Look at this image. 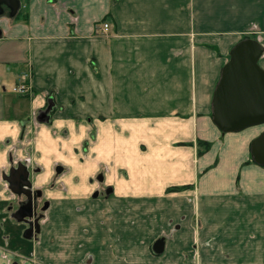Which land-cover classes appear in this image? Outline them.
I'll return each mask as SVG.
<instances>
[{
	"label": "crops",
	"instance_id": "obj_1",
	"mask_svg": "<svg viewBox=\"0 0 264 264\" xmlns=\"http://www.w3.org/2000/svg\"><path fill=\"white\" fill-rule=\"evenodd\" d=\"M2 7L0 84L30 73L36 95L109 120L115 134L123 129L121 229L139 237L159 229L157 221L167 225L163 215L177 218L172 245L187 249L198 237L203 264L220 262L215 239L223 264H263L264 166L252 160L251 142L264 123L223 133L211 102L230 49L247 37L264 46V0H20L14 16ZM7 107L0 101V114ZM199 140L212 144L203 155ZM224 180L226 219L216 228L198 221L195 230ZM182 185L190 187L166 192Z\"/></svg>",
	"mask_w": 264,
	"mask_h": 264
},
{
	"label": "flooded vegetation",
	"instance_id": "obj_2",
	"mask_svg": "<svg viewBox=\"0 0 264 264\" xmlns=\"http://www.w3.org/2000/svg\"><path fill=\"white\" fill-rule=\"evenodd\" d=\"M2 4L4 3L0 0V8ZM10 12L9 9L8 13ZM30 75V73L25 75L18 73L15 76L17 82L12 87L14 91L27 96L29 101L36 95L30 84ZM55 105L57 106L54 97L49 96L46 98L43 109L38 110V115L31 109L24 118H20L23 112L14 113L11 119H5V115L0 114V121L16 120L20 123L21 137L19 139L23 143L18 141L17 146L25 148L30 154V145L36 143L41 126L50 125L49 121L54 116L52 112ZM11 159L10 154V166L6 171L0 167L4 180L8 181L7 190L0 184V192H3L5 197L0 198V264H62L63 261H65L63 264H101L104 261L102 258L104 254L110 256L109 264H112V259L116 258L114 249L118 246L119 234H127V238L129 235L128 231L119 228L118 197L120 199L121 197L118 196L116 188L109 184L94 190L91 193V201L95 202L94 208H89L88 203L83 202L72 210L67 198L66 207L63 210H55L52 207V199L45 194V188L35 186V176L42 171V165L22 161L11 166ZM54 170L57 175L64 171L60 164L55 165ZM91 180L89 179V182ZM96 180L98 183H105L104 174L99 172ZM44 186L54 187L51 182ZM112 198L117 202H115L114 209L109 210L110 207L104 204L112 201ZM103 206H105L104 209ZM50 212L66 226L62 233L64 242L42 247L46 248V258L41 262L42 259L38 260L37 257L36 241L43 233V220ZM175 229L178 227L175 226ZM162 237L165 238L164 251L156 254L153 245L157 239ZM132 245L134 247V244ZM166 245L167 238L159 236L153 241L151 251L155 256H162Z\"/></svg>",
	"mask_w": 264,
	"mask_h": 264
},
{
	"label": "rangeland",
	"instance_id": "obj_3",
	"mask_svg": "<svg viewBox=\"0 0 264 264\" xmlns=\"http://www.w3.org/2000/svg\"><path fill=\"white\" fill-rule=\"evenodd\" d=\"M216 51H217V55L220 57L222 53L220 52L219 48H216ZM16 82H17V79L13 77L7 80L3 85L0 84V101H3V103H6L8 106L7 113L4 114L7 119L13 118V114H14L13 110L18 108V106L22 110L21 112H23L20 118H24L31 111V101L28 100V97L21 95L20 93L12 89L13 85ZM69 107H70L69 105L63 106V105L57 104V106L54 108L52 112L54 116L52 117V120L49 121L51 125L53 121L57 120L58 118H62L69 122L75 121L77 125V127H72L69 124V126L62 128L59 131H57L56 129H52L53 138H55L56 136H60L63 139V141L68 144V147L71 149V153H69L68 151L60 148V142L57 141V148L59 151L62 152L65 158L63 160L57 161L56 163H54L52 166L50 165L49 167L54 170V167L57 164H60L61 166H63V169H64L63 173H61L60 175H57L54 170L55 175H53L52 179L56 180V178L59 177L60 180L64 181V183H56L54 185L56 189L61 191L62 198L52 197L51 198L53 201L52 207L55 210L57 209L63 210L66 207L65 205L68 203V201H65V200L68 198L69 203H71L72 210L74 207H78L83 202L84 203L87 202L89 208L90 207L94 208L95 202L93 203V201H91V193L94 190L86 191V189L88 185H90L93 182V180L98 182L96 180V175L99 172L104 174L105 183H98L99 184L98 188L103 187L104 185L112 184L116 188L117 194L119 196L118 179H117L118 176L113 180L112 183H108L107 178H108L109 173L107 171V167L105 163L103 162L99 163V169H103V171L93 168V164L96 163V161L93 158L97 155V153L92 152L91 149L94 145L100 144V141L97 138L98 132L100 131V129L107 127L106 125H103L102 123L98 124L97 121L104 122L106 120H104V118H100L94 115L93 116L84 115V114L77 115L73 113V111L71 112L72 108H69ZM68 111H70L69 114H68ZM82 122L87 123L88 125L91 126V129L88 132V136L90 137L91 142L89 139H85V140L79 141L76 144H73L72 140L74 136L79 135L78 125ZM108 122L112 124V122H110L109 120ZM198 145L200 146L199 155H203L207 150H210L212 148L211 142H207V141L199 140ZM42 168H43L42 169L43 171L44 170L43 165H42ZM123 171L124 170L122 171L119 170L121 177L123 176L122 175ZM39 174L35 176L36 182H37V176ZM89 179H92L91 182H89ZM221 182H223L222 185L217 186L215 189L216 195H214V200L212 202H209L210 207L208 209H210L212 212H210V215H208L209 217L195 218V221H194L195 230H198V227H196L198 226V223H197L198 221H203L205 222L204 225H206V222L208 220H212L211 222H214V225H215L214 227L216 228V226L221 225L222 221L226 219L225 218L226 216V180L221 181ZM43 187L45 188V194H46L47 193L46 191L47 189H49V187H46V186H43ZM173 187H182L181 189H185V188L187 189L190 187V185L171 186L166 189V192L170 193V192L175 191L171 189ZM119 199L120 198L118 197V200ZM115 202L117 201H115L112 198V201H109L108 203H105L104 205H106V207H110L109 210L111 208L114 209ZM119 204H121L120 201H118V207H119ZM104 207L105 206H103V209ZM232 207L235 208L234 205H232L231 208ZM135 208L141 209L139 204H137ZM212 214H215V215H212ZM169 218L170 217L165 218L163 215L162 220L166 221L167 225L162 221H157L156 224L159 229L155 231H148L145 234H143L144 230L143 231L141 230L140 231L141 234L139 235V237L138 235H135V232L131 227L126 226L122 228L124 231L128 230L129 235L127 238V234H119L120 237H119L118 246L115 249L113 248L115 250L116 258L112 259L111 261L112 264H203L202 263L203 256L201 255L202 250L200 246H197V244H195L199 241L198 237L196 238V240L190 241L187 249L176 248V246L172 245L174 244L172 240L176 239L178 235V233H176L175 231V226L179 224V223L177 224V222L179 221L177 218L173 220ZM64 229H66V226H64V223L61 220L58 221V218L56 216H52L51 212L48 213V217L46 216L45 219L43 220V233L41 237H39V239H37L36 241V247L38 249V256H37L38 260L42 259L40 260L42 262L44 261L43 259L46 258L45 257L46 248L43 249L42 247L47 246V245L52 246L53 244L58 245L64 242L63 234H62L64 232L63 231ZM159 236H165L167 238V245H166V250L164 254L158 257L152 253L151 245L153 241ZM130 238H132V240ZM224 238L226 237L224 236ZM251 239L256 241L254 234L251 235ZM215 241L217 242V247H214L213 245V249H214L213 256L215 257V254L217 253V249L222 248L218 253L219 255L218 260L220 262H218L216 259L213 261L209 259L210 261H208L209 262L208 264H223L222 262L226 261V258L224 256L225 249H223L224 248L223 243L221 242V240H218V239H215ZM243 241L244 239H242L241 243H243ZM254 241H251L249 239L247 241V244L251 245ZM225 242L226 241H224V244ZM262 242H263L262 254H263V264H264V232H263ZM132 244H134V247ZM191 244H193L194 246H192ZM105 252L107 253V251ZM102 258L104 261L101 264H106V262L108 264L110 263L109 262L110 256H108V254L107 255L104 254ZM247 260L250 261V259L247 257L244 261L242 260L240 264H247L248 262ZM45 262H47L46 259H45ZM64 262L65 261H63L62 264ZM237 262L239 261L236 259L235 260L229 259L228 264H237Z\"/></svg>",
	"mask_w": 264,
	"mask_h": 264
},
{
	"label": "water",
	"instance_id": "obj_4",
	"mask_svg": "<svg viewBox=\"0 0 264 264\" xmlns=\"http://www.w3.org/2000/svg\"><path fill=\"white\" fill-rule=\"evenodd\" d=\"M1 2L11 10V16L20 8V0ZM263 52L264 46L250 37L238 41L230 49L211 102L213 123L223 133L238 132L264 123V68L259 63ZM251 158L264 166V131L251 142ZM164 248L165 238L157 239L154 252L161 254Z\"/></svg>",
	"mask_w": 264,
	"mask_h": 264
},
{
	"label": "clouds",
	"instance_id": "obj_5",
	"mask_svg": "<svg viewBox=\"0 0 264 264\" xmlns=\"http://www.w3.org/2000/svg\"><path fill=\"white\" fill-rule=\"evenodd\" d=\"M46 103V98L43 94H37L31 100V109L39 114L38 110L43 109ZM98 124L106 125V128L100 129L98 132V140L100 141L99 145H94L91 149L92 152L97 153V155L93 158L96 163L93 164V168L97 170L103 171V169H99V163H105L108 171L107 182L112 183L113 180L119 176L118 168L126 167L127 165L122 163L121 160V152H127V148L124 144L121 143V133L115 134L114 129L111 123L108 121L99 122ZM77 127L75 121H66L62 118H58L53 121L50 126L42 125L40 131L38 133V139L35 144L30 145L31 153L22 147H18L17 143H23L19 138L21 137V126L20 123L16 120H3L0 121V167L6 171L9 165V155L11 154V166H14L19 162H34L36 165L42 164L44 166V170L37 176V182L35 184L36 187H43L50 182L55 185L56 183H64V181L60 180L59 177L53 181L52 177L54 175V170L49 166L53 165L57 161L63 160L65 157L61 151L57 148V141L60 142V148L71 153V149L68 147V144L63 141L60 136H56L53 138L52 129H56L59 131L60 129L69 126ZM79 135L74 136L72 143L76 144L79 141L89 139L88 132L91 129V126L87 123H80L78 125ZM151 131V130H150ZM115 135V139H114ZM126 139V138H125ZM7 140V143L5 141ZM91 142V140H90ZM39 153V155H37ZM0 184L3 185L4 189H8V181L4 180L3 172H0ZM99 184L95 180L88 185L86 191L96 190L98 189ZM50 198H62V193L60 190L55 187L47 189L46 193ZM0 198H5L3 192H0Z\"/></svg>",
	"mask_w": 264,
	"mask_h": 264
},
{
	"label": "built area",
	"instance_id": "obj_6",
	"mask_svg": "<svg viewBox=\"0 0 264 264\" xmlns=\"http://www.w3.org/2000/svg\"><path fill=\"white\" fill-rule=\"evenodd\" d=\"M100 30H101L102 32H104V33L109 32V30H110V24H109L108 22H106V21H103V22L101 23V25H100Z\"/></svg>",
	"mask_w": 264,
	"mask_h": 264
},
{
	"label": "trees",
	"instance_id": "obj_7",
	"mask_svg": "<svg viewBox=\"0 0 264 264\" xmlns=\"http://www.w3.org/2000/svg\"><path fill=\"white\" fill-rule=\"evenodd\" d=\"M106 19H107V17H106ZM182 187H173V188H171L172 190H175V191H179V190H182L181 189Z\"/></svg>",
	"mask_w": 264,
	"mask_h": 264
}]
</instances>
